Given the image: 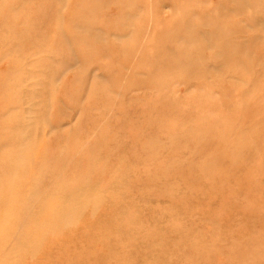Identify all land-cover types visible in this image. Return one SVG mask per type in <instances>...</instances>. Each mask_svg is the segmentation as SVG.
<instances>
[{
  "label": "rangeland",
  "instance_id": "rangeland-1",
  "mask_svg": "<svg viewBox=\"0 0 264 264\" xmlns=\"http://www.w3.org/2000/svg\"><path fill=\"white\" fill-rule=\"evenodd\" d=\"M0 10V168L39 142L0 264H264V0Z\"/></svg>",
  "mask_w": 264,
  "mask_h": 264
},
{
  "label": "bare ground",
  "instance_id": "bare-ground-1",
  "mask_svg": "<svg viewBox=\"0 0 264 264\" xmlns=\"http://www.w3.org/2000/svg\"><path fill=\"white\" fill-rule=\"evenodd\" d=\"M3 10V9H2ZM1 12V10H0ZM1 14V13H0ZM28 117L30 118L31 116L28 115ZM17 131H16V135L20 136V141L17 143V142H12V143H6L2 149L4 150L3 152V155L5 152H8L10 151L11 154L10 156L7 155V158L6 160L10 161L8 165H6V168L5 166L3 165L1 168H0V233L3 232V230L5 231V228L3 227L4 226V223L5 222H8L10 220V218H12V211L14 209V205L13 204H16V197H18L19 193H20V184L17 183V181H15L16 178H21V184H22V180H23V175L27 172V169H25V164H28L30 165L31 164V161H32V154L33 152L35 151L36 149V146L39 144V142L37 140H31V132H30V126H18L17 128ZM7 150V151H5ZM63 151V150H62ZM64 153V152H63ZM35 154V153H34ZM62 154V153H61ZM1 164H3V162H1ZM70 165V164H69ZM108 167V166H107ZM8 177H15V178H12L11 180L8 179ZM23 185V184H22ZM126 185V184H125ZM53 186V185H52ZM127 186V185H126ZM48 191V190H47ZM84 193V192H83ZM82 192L81 193H76L75 195L72 194V196H70L69 198L68 197H65V200H63V202L61 204H69L68 207H65L63 208L61 211H62V216L63 217H55V211L53 212V216L56 218V220L61 221L59 220V218H68L70 219H76V217H78L80 214V212H82L80 210L81 206L80 204H88L91 200V196H90V193H89V196L88 197V200L89 202L87 201H84V197H83V194ZM93 193V192H92ZM96 195V194H95ZM101 196V194H99ZM103 195V194H102ZM44 196V195H43ZM106 196V195H105ZM104 196V198H105ZM97 197V196H96ZM103 197V196H102ZM101 197V198H102ZM107 197V196H106ZM42 198V197H41ZM95 198V197H94ZM108 198V197H107ZM55 197L52 198L48 204L53 203ZM110 199V198H109ZM41 200V199H40ZM106 200V199H105ZM104 202V201H103ZM16 206V205H15ZM91 206V205H90ZM63 207V206H62ZM85 207V205H84ZM84 209V208H83ZM93 209V208H92ZM120 210V209H119ZM60 212V211H59ZM59 212L57 213L58 215ZM15 216V215H14ZM81 216L80 215V220H81ZM83 217V216H82ZM66 218V219H67ZM55 220V221H56ZM63 221V220H62ZM69 221V222H70ZM54 222V221H53ZM68 221H66L67 223ZM68 222V223H69ZM75 222V221H74ZM77 222V221H76ZM79 222V221H78ZM77 222V223H78ZM25 223V222H24ZM55 223V222H54ZM60 223V222H59ZM63 223V222H62ZM61 224V223H60ZM24 225V224H23ZM63 225V224H61ZM60 225V226H61ZM64 225H66L64 223ZM57 226H58V223H57ZM62 227V226H61ZM4 228V229H3ZM8 228V227H7ZM52 228V227H50ZM48 228V231L49 229ZM60 229V227H58ZM65 228V227H64ZM21 230V229H20ZM54 230V229H53ZM7 231V230H6ZM58 232V231H57ZM5 233V232H4ZM3 233V234H4ZM2 234V235H3ZM60 234V232H59ZM1 235V234H0ZM7 234L4 235V237L6 236ZM17 237V236H16ZM8 238V237H7ZM6 237L5 238H2L0 236V240H6L7 239ZM38 238V237H37ZM36 240V239H35ZM1 241V243H2ZM15 241V240H13ZM44 240L41 241V243H39L40 241H38L39 244H42ZM37 241H35L36 243ZM13 242H11L12 244ZM10 244V245H11ZM38 244V245H39ZM4 246V245H3ZM7 246V244H6ZM5 246V247H6ZM36 246V245H35ZM43 246V244L41 245ZM11 247V246H10ZM10 247L8 246V249H10ZM33 247V246H32ZM31 247V248H32ZM30 248V247H29ZM42 248V247H41ZM44 248V246H43ZM2 249V248H1ZM4 249V247H3ZM33 249V248H32ZM43 250V249H42ZM3 251V250H2ZM1 251V253H2ZM31 252V250H29ZM7 252V251H6ZM4 252V253H6ZM2 253V254H4ZM39 253V252H38ZM32 254V253H31ZM17 263V262H16Z\"/></svg>",
  "mask_w": 264,
  "mask_h": 264
}]
</instances>
